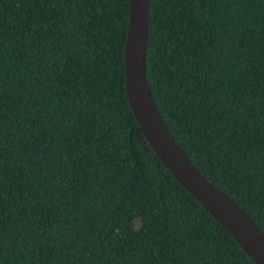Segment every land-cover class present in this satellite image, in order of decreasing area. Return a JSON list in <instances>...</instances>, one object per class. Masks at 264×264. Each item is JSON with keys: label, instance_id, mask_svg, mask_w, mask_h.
<instances>
[{"label": "trees", "instance_id": "obj_1", "mask_svg": "<svg viewBox=\"0 0 264 264\" xmlns=\"http://www.w3.org/2000/svg\"><path fill=\"white\" fill-rule=\"evenodd\" d=\"M130 0H0V264H257L164 165L126 93ZM147 78L264 232V0H150Z\"/></svg>", "mask_w": 264, "mask_h": 264}, {"label": "water", "instance_id": "obj_2", "mask_svg": "<svg viewBox=\"0 0 264 264\" xmlns=\"http://www.w3.org/2000/svg\"><path fill=\"white\" fill-rule=\"evenodd\" d=\"M150 0H130L125 43L126 93L146 140L176 179L239 242L257 263L264 264V232L231 196L195 165L163 118L147 78Z\"/></svg>", "mask_w": 264, "mask_h": 264}]
</instances>
